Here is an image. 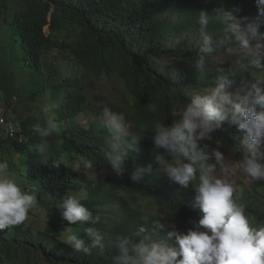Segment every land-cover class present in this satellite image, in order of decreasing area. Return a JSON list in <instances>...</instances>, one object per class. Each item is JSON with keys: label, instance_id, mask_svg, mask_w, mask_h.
Here are the masks:
<instances>
[{"label": "clouds", "instance_id": "1", "mask_svg": "<svg viewBox=\"0 0 264 264\" xmlns=\"http://www.w3.org/2000/svg\"><path fill=\"white\" fill-rule=\"evenodd\" d=\"M255 3L259 14L255 23H246V17H238L233 11L217 10L215 17L223 25L222 38L208 32L213 16L205 9L199 11L202 45L192 64L196 71L204 72L206 59L232 42L250 58L252 68L264 70V33L259 31L264 24L259 19L264 17V0ZM116 4L117 0H0V34L5 52L0 74V248L13 243L52 256L64 249L70 251L59 236L50 234L51 224L57 223L61 234H65L63 242L73 250L84 254L92 249L103 251L105 235L96 227L86 229L87 239L71 233L83 224L99 222V216L94 217L91 211L113 209L97 208L94 200L89 204L81 194L89 189L90 195L102 182L92 161L83 162V172L95 180L94 185L81 182L69 168L61 177L59 149L65 150L66 139L77 138L81 132L89 137L93 128L76 110L89 89L82 83L83 77L73 78L61 57L67 47L99 58L110 56L117 49L115 43L139 47L143 35L136 19L118 15ZM2 10L9 18L7 22ZM100 15L105 19L104 27L94 25ZM6 25L8 29H4ZM93 32L96 39L90 37ZM27 33L35 37L29 47ZM78 36H82V45L75 40ZM10 41L15 45L11 53ZM233 75L222 72L214 85L191 96L179 120L171 125L156 123L151 136L153 160L173 182L187 187L198 176L194 206L203 215L197 226L186 232L169 231L167 240L174 241L172 244L150 240L144 227L136 234H145L138 242L117 236L114 264H264V227L254 229L250 225L245 205L238 202L243 189L215 174L217 166L225 173L230 171L219 150L221 143L216 141L217 147L211 150L207 143L222 128V122L231 119L242 133L234 137L243 152L240 167L251 180H264V78L256 79L250 87L230 91ZM78 85L83 91L86 88L85 92L72 93ZM102 124L109 133L105 159L114 173L122 176V165L131 152H139L142 136L132 135L123 116L108 109L103 112ZM102 134L100 129L98 135ZM27 155L28 178L22 176ZM47 167L55 170L46 172L43 179L41 171ZM80 167L77 162L74 170ZM39 168V183L33 184ZM150 171L151 165L138 167L131 179L138 181ZM49 195L56 198V205L49 203ZM121 217L126 220L125 213L121 212ZM0 253V264H38Z\"/></svg>", "mask_w": 264, "mask_h": 264}, {"label": "trees", "instance_id": "2", "mask_svg": "<svg viewBox=\"0 0 264 264\" xmlns=\"http://www.w3.org/2000/svg\"><path fill=\"white\" fill-rule=\"evenodd\" d=\"M221 8L233 11L238 17H246V23H255L259 15L253 13L258 12L255 0H117L115 9L118 15L133 16L142 31L143 39L139 47L115 43L117 49L107 58H99L85 50L65 49L67 53L61 57L64 67L72 72L73 78L83 77L82 83L89 89L88 94L84 93V102L76 110L84 115L85 122L93 124V128L89 137L81 132L77 138L74 136L66 139L65 150L59 158L61 177L64 169L69 168L70 174L76 175L81 182L83 180L94 185L95 180H90L83 172V162L92 161L95 173L103 183L96 185L90 195L89 189L81 194L89 204L94 200L97 208L113 209L106 212L91 211L94 217L99 216V222L95 225L83 224L71 233L87 239L86 229L96 227L105 235L101 247L103 251L94 252L92 249L90 254H84L73 250L63 242L65 234H61L59 225L52 223L50 234L59 236L70 251L64 249L60 254L52 256L48 252L6 243L0 252L38 264H114V257L118 255V249L114 246L117 236H127L138 242L143 238L142 235L147 234L150 240L172 244L174 241L167 240L169 231L186 232L197 226L203 215L194 206L198 176L187 187L173 182L153 160L151 136L156 123L171 125L179 120L181 115L178 112L184 109L191 96L214 85L222 72L234 73L231 77L232 87L247 88L256 79L264 78V70L252 68L250 64L235 70L232 63L222 60L230 50L238 49L235 42L218 48L209 56L204 72L193 68L192 64L198 58L202 45L197 23L199 11L205 9L213 16L208 32L214 38H222L223 25L215 17ZM1 14L5 21L9 20L4 10ZM259 19L264 20V17ZM94 25L106 26L104 17L100 15ZM4 29H8L7 25ZM259 31L264 33V24ZM81 37L75 40L82 45ZM90 37L96 39V33H91ZM25 38L28 47L35 43L33 34L27 33ZM10 43L9 53L15 49V45ZM20 50L25 51L24 48ZM85 90L78 85L72 93L81 94ZM105 109L122 115L130 133L142 136L138 142L139 152H131L122 165V176H117L105 159L108 150L106 140L109 136L102 124ZM100 129L103 130L102 135H98ZM212 135L213 140L207 142L210 150L216 148V141H219V149H227L228 146L243 157L239 142L234 138L242 133L231 119L224 121L222 128ZM33 158L34 166H37L35 150ZM77 162L81 163V167L74 170ZM148 165H151V171L146 172L142 179H131L136 168H146ZM49 170L55 168L47 167L41 171L43 179ZM238 187L243 189L238 202L245 205L250 225L254 229L264 227V180L256 186L241 182ZM136 206L138 209L135 211ZM121 212L125 213L126 220L121 217ZM167 217L168 222H165ZM141 227L147 232L137 236Z\"/></svg>", "mask_w": 264, "mask_h": 264}, {"label": "rangeland", "instance_id": "3", "mask_svg": "<svg viewBox=\"0 0 264 264\" xmlns=\"http://www.w3.org/2000/svg\"><path fill=\"white\" fill-rule=\"evenodd\" d=\"M255 15L258 14V12H253ZM253 13L251 14V16H253ZM16 54V53H15ZM14 57L17 59L19 58L18 55H15ZM18 54V53H17ZM3 55H5L4 49H3V44H2V38H1V34H0V74L2 72L1 70V66L3 65ZM249 57L246 56L239 48L238 49H234V50H230L229 53H227L226 55H224V57H222V60L224 62L229 61L230 63H232L233 68L235 70H238L239 67L243 66V65H249ZM240 87H231L229 90L230 91H234L237 88H241ZM245 88V87H243ZM37 110V109H36ZM53 111H55L57 117H59L57 111L55 110L54 106H53ZM182 111L178 112V114L182 115ZM49 116V114H47ZM58 119V118H57ZM223 124V122H222ZM62 127H64V131H67V127L65 124H61ZM219 130H217L216 132H218ZM214 132V133H216ZM225 156V164L229 167L230 171L225 173L219 166H217L216 169V175L221 178V179H228L230 182H232L235 186H238L241 182H245L250 186H256L257 183L259 181H253L251 180L250 177L247 176V174L243 171V169L240 167L239 161L243 160V157H240L236 154V152L227 146V149L221 148L219 149ZM63 150L59 149V152L61 153ZM29 159V155L26 156V158L24 159L25 161H23L22 163V176L23 177H27L28 175H26L27 170H29V163H27L26 161H28ZM214 163V161H212ZM38 171V177H36L34 179L33 184H38L39 183V177H40V171L41 169H37ZM16 173V171H15ZM49 203L52 205H56V198L52 195H49ZM165 222H168V217L166 218ZM12 227V226H11Z\"/></svg>", "mask_w": 264, "mask_h": 264}, {"label": "bare ground", "instance_id": "4", "mask_svg": "<svg viewBox=\"0 0 264 264\" xmlns=\"http://www.w3.org/2000/svg\"><path fill=\"white\" fill-rule=\"evenodd\" d=\"M3 17H4V16H3ZM7 21H8V20H7ZM7 21H6V22H7ZM15 55H18V54H17V52H16V54H15ZM18 57H19V56H18ZM70 59H71V58H70ZM71 73H72V72H71Z\"/></svg>", "mask_w": 264, "mask_h": 264}]
</instances>
